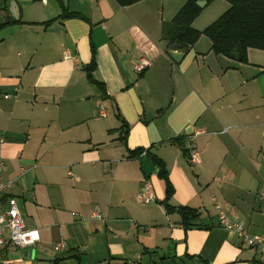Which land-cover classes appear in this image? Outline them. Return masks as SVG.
<instances>
[{"label": "crops", "instance_id": "crops-1", "mask_svg": "<svg viewBox=\"0 0 264 264\" xmlns=\"http://www.w3.org/2000/svg\"><path fill=\"white\" fill-rule=\"evenodd\" d=\"M148 1L0 0V179L13 181L0 204L14 198L39 233L30 248H0V261L264 264L218 224L212 202L264 237V50L248 48L240 62L214 54L203 34L186 50L168 45L162 25L185 1L169 0V20L140 9ZM92 58L105 98L91 83L118 121V141L96 140L101 127L86 124ZM141 59L148 65L138 73ZM136 148L164 163L170 204L195 208L198 227L184 230L164 212L158 167L145 152L128 157ZM190 148L200 153L195 167ZM144 178L149 203L137 196ZM60 240L66 247L55 250Z\"/></svg>", "mask_w": 264, "mask_h": 264}, {"label": "trees", "instance_id": "trees-1", "mask_svg": "<svg viewBox=\"0 0 264 264\" xmlns=\"http://www.w3.org/2000/svg\"><path fill=\"white\" fill-rule=\"evenodd\" d=\"M120 6H126L140 0H114ZM197 0H185L184 4L176 12L174 17L162 25L161 36L168 45L180 49L192 46L200 35H205L211 43V50L216 55H222L236 61H246L248 48L264 50V0H226L228 8L202 31L195 29L192 22L197 16L200 7ZM211 0H206L208 4ZM70 15L71 13H67ZM94 67L93 58L84 66L87 79L95 84L105 98V88L102 83L92 78L91 71ZM123 131L120 128L119 139L124 140ZM127 133V130H126ZM128 157L137 156L145 152L149 155L153 164L158 167V177L163 181L165 197L160 201L165 213H177L180 225L184 230L198 227L199 212L186 205L173 206L169 200L173 194V187L167 177L164 163L148 149L136 148L129 150ZM188 150L186 149V153ZM203 264H210L203 261ZM233 264V263H226Z\"/></svg>", "mask_w": 264, "mask_h": 264}, {"label": "built area", "instance_id": "built-area-1", "mask_svg": "<svg viewBox=\"0 0 264 264\" xmlns=\"http://www.w3.org/2000/svg\"><path fill=\"white\" fill-rule=\"evenodd\" d=\"M44 1V0H41ZM148 62L141 59L140 62L133 65V69L140 73ZM100 115L104 116L105 112L100 111ZM226 130V129H223ZM188 153V162L197 166L200 164L199 151L195 148H190ZM13 184V181H4L0 179V197L4 191ZM138 199L143 203H149L155 200L153 186L149 179L144 178L140 182V190ZM213 206L216 210L218 224L232 232L248 247L259 250L264 254V237L258 234L248 232L245 224L239 220H231L226 214L224 207L212 197ZM93 217L100 218L98 210L93 212ZM39 240V233L36 228H29L25 225L19 208L14 198L7 197L5 204H0V248L6 244H10L16 248H30ZM66 247L64 240L58 241L54 245L55 250H62ZM12 260H1L0 264H12Z\"/></svg>", "mask_w": 264, "mask_h": 264}, {"label": "rangeland", "instance_id": "rangeland-1", "mask_svg": "<svg viewBox=\"0 0 264 264\" xmlns=\"http://www.w3.org/2000/svg\"><path fill=\"white\" fill-rule=\"evenodd\" d=\"M170 4L171 2H169V0H165L164 3H162L161 0H149L148 2H145L144 4H142V7H140V9L145 10L146 12H149V14L152 16L154 20L156 18L160 19L161 16H163L164 19L169 20L172 14L170 12V9H171L169 7ZM228 6H229V2L226 0H211L208 4H205L203 7L200 8L197 16L192 22V26L196 28L197 30L202 31L206 26H208L212 21H214L219 15H221L228 8ZM202 37L207 39V36L205 35H203ZM85 83L87 85V89L89 90V93H88L89 95L87 94V99L84 100L83 105H85L86 108L88 107L86 116L90 115L88 116L90 120L86 121V124L87 123L93 124L94 122H96L97 127L99 126L101 127V132L99 133V136L98 134L95 136L96 140L99 141V139L107 140L109 138H113V140L116 141L118 138V132L114 128L117 127L118 121L115 119L114 114L112 110L110 109L108 103L104 102V99H101L98 97V94H99L98 89L88 80L86 82L84 81V85ZM74 105L75 104L71 102H68V103L65 102L64 107L68 110L71 106H74ZM92 105L95 106L94 112H92L93 110ZM89 108H91V110ZM101 110L105 112L106 116L99 115V111ZM49 111L52 113L51 115L55 114V110L51 106H49ZM84 126L86 125H83L81 127H84ZM115 146L118 147L117 144ZM192 170L195 172V169H192ZM258 254L261 256L259 252ZM262 257H264V254L262 255ZM169 261H170V264H179L178 260L176 259H174V261L172 260H169ZM164 264H167V263L164 262Z\"/></svg>", "mask_w": 264, "mask_h": 264}, {"label": "water", "instance_id": "water-1", "mask_svg": "<svg viewBox=\"0 0 264 264\" xmlns=\"http://www.w3.org/2000/svg\"><path fill=\"white\" fill-rule=\"evenodd\" d=\"M195 3L197 6L201 8L206 4V0H197ZM167 53L172 58L173 61L175 62L179 61L180 55H177L173 51H170V50H168Z\"/></svg>", "mask_w": 264, "mask_h": 264}]
</instances>
